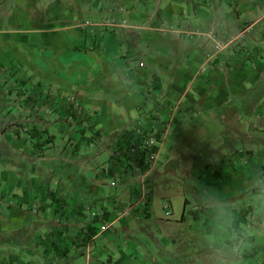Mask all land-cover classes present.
<instances>
[{
  "label": "crops",
  "instance_id": "obj_1",
  "mask_svg": "<svg viewBox=\"0 0 264 264\" xmlns=\"http://www.w3.org/2000/svg\"><path fill=\"white\" fill-rule=\"evenodd\" d=\"M241 31L243 38L230 43ZM216 44L228 46L216 51ZM263 83L264 0H0V87L10 88L16 97L12 107L24 114L0 131L12 153L7 160L0 150V159L10 162L0 164V252L17 251L8 239L18 233L23 234L19 241L29 240L30 247L16 244L29 260L12 252L5 256L7 264H41L52 255L62 259L98 236L92 237L97 223H85L78 197L60 182L55 186L54 174L44 171L56 135L67 153L98 156L112 150L113 155L120 140L138 126L159 134L168 123L169 136L186 115L211 117L223 110L225 121H238L241 108L249 105L245 101L262 96ZM252 90V97L241 98ZM46 116L53 117L58 134H49ZM249 155L242 150L205 168L197 186L222 190L233 201L247 195L250 173L264 163V156L256 160L252 155L247 163H234ZM99 170H94L92 193H97L94 183L109 180ZM114 179L115 186L140 184V176L130 171L114 173ZM78 187L85 192L83 183ZM105 199L112 205L101 209L115 231L150 214L148 204H137L130 217L118 219L125 206L139 200L120 204L117 194ZM189 214L201 224L198 210L190 208ZM48 216L62 218V227L49 230ZM75 228L80 229L78 237L69 235ZM162 237L167 250L159 255L165 259L184 257V247H192L191 238ZM38 246L42 255L34 253ZM134 253H122L110 263L157 264L155 258Z\"/></svg>",
  "mask_w": 264,
  "mask_h": 264
},
{
  "label": "rangeland",
  "instance_id": "obj_2",
  "mask_svg": "<svg viewBox=\"0 0 264 264\" xmlns=\"http://www.w3.org/2000/svg\"><path fill=\"white\" fill-rule=\"evenodd\" d=\"M261 85L264 86V83ZM9 89L0 87V131L2 132L8 130L12 120H18L24 115L15 111L19 107H12L13 98L16 97H14V93H9ZM261 92L262 96L245 101V104L247 105L249 102V105L241 108L238 121L228 119H226L228 121H225L223 116L226 115V112L224 110L216 114L217 116L211 115V117H208L210 115L208 113L198 112L193 115H186L182 119L181 128H173L169 133L163 154L158 160L154 173L145 183V193L149 201L147 210L150 214L132 222L124 230L115 231L112 227L109 231L98 235L88 245L72 248L62 259H55L52 255L45 258L41 264H113L122 256V253L131 257L135 256L134 251H137L139 258L150 260L155 258L157 264H218L216 256L201 242L200 224L189 214L190 208H194L192 185L193 182L197 185L200 176L206 172L205 168L221 165L242 150L250 153L248 159L234 163H247L251 160V155L256 160L264 156V103L258 105L264 98V88L258 91V93ZM254 94L255 92L252 90L242 95L241 98L246 99ZM46 117H49L47 121L49 134H58L56 132L57 125L52 126L50 122L53 117ZM7 120L11 121L8 122ZM56 136L55 147L50 149L52 150L51 154L47 156L46 164H43V167L46 168L44 171L47 176L54 174L53 182H55V186L56 182H60L67 192L78 197L83 206L82 212L85 216V223H93L95 227L97 222L93 215L103 211L101 209L102 204H105V206L112 205L111 200L105 199L109 195L117 194L119 198L117 202L120 204H130L140 200L142 194L141 183L139 185L112 186L110 180H107V184L99 183L96 185L94 183L97 193L94 191L92 193L90 186L97 179L94 170L108 163L112 150L102 152L98 156H95V153L88 154L87 152L73 155L64 151L63 139L59 135ZM1 149L6 153V159L10 160L12 153L4 136L0 137ZM88 157L90 159H87ZM6 159H0V164H9L10 162H7ZM40 169L41 167L38 165L37 171ZM101 180L103 179L101 178ZM82 183L84 184V191L86 192L88 189V193L82 192L83 189L78 187ZM76 192L80 193L77 194ZM253 200L254 197L249 199L248 195L245 194L234 199L237 205L242 203L251 204ZM187 201L190 205L186 204ZM167 202L170 203L169 213H172L170 216H167V211L162 207L163 203ZM39 204L43 203L39 202ZM141 206L139 208H142ZM184 216L185 218L182 220ZM47 218L49 221L47 224H51L49 230L62 227L60 225L62 218L52 216ZM95 228L96 230L99 229L98 223ZM247 228L245 225L242 226V230ZM189 229L192 230V233H189ZM79 232L80 229L75 228L69 232V235L78 237ZM163 235H169V238L173 235L191 238L192 247H184V257L176 256L171 260L165 259L159 255V251L167 250L165 245L161 244V239L164 238ZM5 237L8 236L5 235ZM22 237L23 234L21 233L10 235L8 240L12 242L17 251L11 248L1 251L0 259L3 257L6 262L0 260V264H7L9 259L6 260L5 256L7 257V254L10 255L12 252H16L24 261L29 260L26 251L20 250L16 245L20 242V247L30 248L29 240L19 241ZM25 237L27 235H24ZM128 243H132L136 247L130 248ZM254 247V243H251L245 253L251 252ZM34 253L42 255L43 250L39 247L35 249ZM177 255H179L178 252ZM110 259H112V263H110ZM39 260V258H32L34 262H39Z\"/></svg>",
  "mask_w": 264,
  "mask_h": 264
},
{
  "label": "clouds",
  "instance_id": "obj_3",
  "mask_svg": "<svg viewBox=\"0 0 264 264\" xmlns=\"http://www.w3.org/2000/svg\"><path fill=\"white\" fill-rule=\"evenodd\" d=\"M247 185L249 199L255 197V222L242 230L235 201L225 198L222 190L198 187L193 182L192 203L201 215V242L216 256L218 264H245L251 236L264 235V170L251 172Z\"/></svg>",
  "mask_w": 264,
  "mask_h": 264
},
{
  "label": "built area",
  "instance_id": "obj_4",
  "mask_svg": "<svg viewBox=\"0 0 264 264\" xmlns=\"http://www.w3.org/2000/svg\"><path fill=\"white\" fill-rule=\"evenodd\" d=\"M245 31H241L238 36L234 37L230 43H234L243 38ZM228 43V44H230ZM228 44H216V51H220L228 46ZM211 57L207 58V61H210ZM177 108V107H175ZM77 113L80 115L81 110L79 107L76 108ZM169 132V124L163 125L162 130L159 134H154L151 130H147L141 126H138L134 131L127 134L126 140H124L122 146L116 149L115 159H121L125 163L121 166V172L125 170H130L132 173H137L140 176V183L142 185V194L141 198L135 204H130L125 206L118 214V219H125L130 217L134 211H136V206L139 203L145 202L147 195L145 193V183L147 175L154 172L159 155L160 148L166 142ZM131 138L130 143L127 144L125 141ZM113 160V162L116 160ZM116 172V175L120 174ZM112 186H115L116 182L111 181ZM163 209L167 211V216H170L169 213L170 207L168 203H164ZM96 218V222L99 224V229L97 230V235L109 231L113 222L107 218V213L102 211L96 215H93Z\"/></svg>",
  "mask_w": 264,
  "mask_h": 264
},
{
  "label": "trees",
  "instance_id": "obj_5",
  "mask_svg": "<svg viewBox=\"0 0 264 264\" xmlns=\"http://www.w3.org/2000/svg\"><path fill=\"white\" fill-rule=\"evenodd\" d=\"M126 138H127V135H125L123 139L126 140ZM123 139L120 140L117 148L122 146V144L124 142ZM130 140H131V138H129V140H127L125 142L127 144H129ZM116 149L108 161V164H107L108 168H106V169L100 168V170L98 171V174H100L102 172V174H104L105 177L109 178L110 182L112 180H114L116 182V179H114V173H115V175H116V172L120 173L121 172V170H120L121 166H123V164L125 163L124 161H121V159H118V160L115 159ZM114 159L116 160V162L115 161L113 162ZM261 170H264V163L262 165ZM128 171H130V170H125L124 172H128ZM130 172H132V171H130ZM254 200H255V197H254ZM148 202L149 201H148V197H147L146 201L144 203V206H147ZM255 207H256V205L254 203L243 204V206L239 207L238 211H239V216H240V228L241 229H242L243 225L249 227L250 224H253L255 222V216H254ZM257 227H259V225H257ZM94 235H97V231L95 233H93L92 237ZM251 241H252L251 243H254L255 247H254V249H252L251 252L244 253L245 262L254 261L252 264H264V235L254 234V236L251 237Z\"/></svg>",
  "mask_w": 264,
  "mask_h": 264
}]
</instances>
